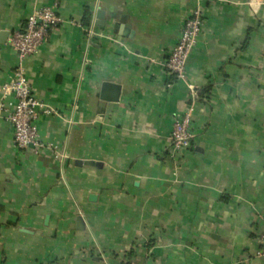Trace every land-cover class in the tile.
I'll list each match as a JSON object with an SVG mask.
<instances>
[{"label":"crops","instance_id":"1","mask_svg":"<svg viewBox=\"0 0 264 264\" xmlns=\"http://www.w3.org/2000/svg\"><path fill=\"white\" fill-rule=\"evenodd\" d=\"M43 2L0 0V264H264V0H46L63 22L23 64L60 158L14 144L3 92L9 39ZM196 8L175 80L164 61ZM190 104L192 145L173 158Z\"/></svg>","mask_w":264,"mask_h":264},{"label":"built area","instance_id":"2","mask_svg":"<svg viewBox=\"0 0 264 264\" xmlns=\"http://www.w3.org/2000/svg\"><path fill=\"white\" fill-rule=\"evenodd\" d=\"M43 3L36 6L29 15L23 28L12 33L9 45L19 56L18 64L13 79L4 84V97L14 94L16 101L11 111L7 114L8 120L13 125L14 144L20 149L33 148L36 152L51 151L55 157H65L59 146L41 139L38 119L40 111H51L50 108L37 98L33 91L23 59L27 55L36 54L48 41L53 33L63 22L58 10V4ZM205 27V19L201 8L194 9L185 18L184 25L178 39L169 55L164 61L166 72L175 80H184L188 58L198 42ZM196 95V90H192ZM5 107L0 105V115ZM193 111L194 105L190 104L186 109L177 115L173 122V129L170 135L171 157L178 158L192 145L193 133ZM261 247L258 254L264 257V231L259 237Z\"/></svg>","mask_w":264,"mask_h":264},{"label":"trees","instance_id":"3","mask_svg":"<svg viewBox=\"0 0 264 264\" xmlns=\"http://www.w3.org/2000/svg\"><path fill=\"white\" fill-rule=\"evenodd\" d=\"M90 21H91V15L90 13L88 12L84 18V20L82 21V25L84 26H88L90 25Z\"/></svg>","mask_w":264,"mask_h":264},{"label":"water","instance_id":"4","mask_svg":"<svg viewBox=\"0 0 264 264\" xmlns=\"http://www.w3.org/2000/svg\"><path fill=\"white\" fill-rule=\"evenodd\" d=\"M97 18H98V20H97V22H96V24H102V22L100 23L99 21V19H102V16H101V14H100V12L98 13V16H97ZM108 84V83H107ZM106 84V85H107ZM115 100H116V98H115ZM86 163H90V164H94L95 162H92V161H89V162H86Z\"/></svg>","mask_w":264,"mask_h":264}]
</instances>
